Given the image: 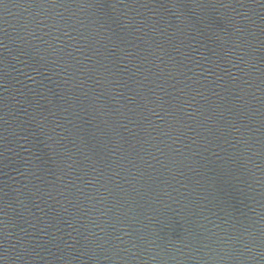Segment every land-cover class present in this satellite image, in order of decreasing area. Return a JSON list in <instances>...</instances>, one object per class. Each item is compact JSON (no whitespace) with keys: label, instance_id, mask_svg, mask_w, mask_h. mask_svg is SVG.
I'll return each mask as SVG.
<instances>
[{"label":"water","instance_id":"water-1","mask_svg":"<svg viewBox=\"0 0 264 264\" xmlns=\"http://www.w3.org/2000/svg\"><path fill=\"white\" fill-rule=\"evenodd\" d=\"M0 264H264V0H0Z\"/></svg>","mask_w":264,"mask_h":264}]
</instances>
